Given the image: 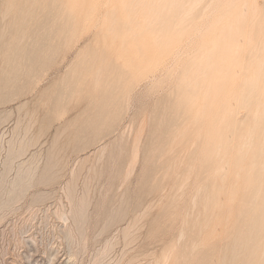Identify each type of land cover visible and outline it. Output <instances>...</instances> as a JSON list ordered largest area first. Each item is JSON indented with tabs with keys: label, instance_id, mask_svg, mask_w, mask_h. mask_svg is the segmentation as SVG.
Returning <instances> with one entry per match:
<instances>
[{
	"label": "rangeland",
	"instance_id": "374dc122",
	"mask_svg": "<svg viewBox=\"0 0 264 264\" xmlns=\"http://www.w3.org/2000/svg\"><path fill=\"white\" fill-rule=\"evenodd\" d=\"M5 1L7 0H0V264H130L128 262L132 259V264H164L162 260L170 256L171 260L176 259V262L179 257L177 264H219V262L229 264V257L234 251L240 249L238 235L244 231L248 233L251 228L255 231L252 234L255 239L251 240L247 246L248 249L244 251L240 249V251L243 262L256 260L261 252L260 245L264 243V227L248 225V220L253 213L246 210L245 203L251 195L249 191L247 192V187L264 183L262 173L257 178L251 174V171L248 174L255 160L254 155L257 153L259 155V149L256 147L261 141L241 147V143L245 140L239 136L240 132L237 134L238 137L235 135L237 128L240 127L243 136L247 132L246 129H249L245 126L249 127L248 124L250 125L251 122L250 118L247 119L248 121L244 118L246 107L239 101L237 103V100L231 99L229 100L233 102L231 105H237L232 106V109L237 110H234V114L240 115L236 117L242 125L237 123L236 131L231 133L232 136L229 134L230 139L227 138L232 139L230 142H233L232 144L227 142L230 143L228 145L231 154L225 157L230 159L226 158L228 161H224L225 157L219 156L218 164H220L217 165L215 161L216 163L213 162L210 165V167L214 166L216 173L212 167L204 168L208 154L217 144L215 142L218 139L221 142L220 138L211 141L213 139L211 137L216 133V129L213 132L212 125L215 126L217 119H220L216 123L219 124L222 114L218 109L212 111L211 115H208L209 119L215 112L216 116L217 113L218 116L221 114V118L211 117L215 119L213 123L214 120H209L208 116L202 113L204 111L202 108H205L203 105L207 104H203L202 101L208 102L204 97V91L198 92L199 95L191 94L190 90L187 91L186 77L189 76L187 72L196 70L194 67L199 63L198 60H201V52L203 51L204 54L209 41L220 35L222 29L219 30V28L225 25L230 12L234 11L233 6L227 13L220 10V7L226 6L229 0H222L223 2L217 0L220 1V7L217 6L216 0H209L211 9L207 6L210 9L208 12H206L207 7L204 6L207 1L203 2L204 12L208 14H204V18L201 16L203 20L199 15L200 13L203 15L204 12L198 11L200 7L203 10L200 6L203 0L198 2V10L194 7L193 11L196 14L192 13L193 24L190 23L191 21L188 22L189 18L185 22L177 21L178 30L174 27L170 32L174 41L173 47L163 52L164 58L157 66L151 67H148V63L154 53L153 47L141 46V43L135 42L136 40H133L131 45L130 38H125L123 32L118 33L121 26L119 23L122 22L120 17L126 13L122 11V0H12L15 1L13 13L3 16L1 8ZM253 1L264 10V6H261L264 5L263 0ZM48 3L52 10L49 9ZM250 3L251 5L244 6L245 8L240 4L242 13H245L243 15L245 19L242 20L238 29L239 33L233 34L236 37L239 36L236 38L232 35L231 40V37L225 40L232 42L230 46L232 49L229 47L226 50L227 54H225L226 51H222L225 57L220 62L227 63L228 67L224 70V75L216 77L223 80L225 74L229 73L232 76L226 77L228 79L231 77L232 81L236 80L235 86L238 91L240 90L238 85L242 84V80L251 77L250 74L254 69L258 71V68L253 67L251 72L250 69L245 70L247 72L245 73L244 65L254 61L251 57V59L247 58L250 63H246L244 59L248 52L246 54L245 52L249 47H251L249 51L252 50L253 44L260 43L258 48L264 45V40H259L264 34L259 33V36L257 34L259 37H256L257 39L253 36L259 31L257 27L262 24L260 22L262 17L264 20V11L261 10L262 17L258 16L260 19L257 20L261 24L256 23L257 21L252 20V15L248 11L252 12L250 6L253 2ZM206 4L208 5V2ZM217 7L219 9L213 10ZM242 7L246 11L243 12ZM47 8L50 13H47ZM109 8L110 11H108ZM113 9H116L114 10L116 15ZM211 10L214 12L212 13ZM218 10L219 14H216ZM110 12L115 15L114 18L118 20L119 26L114 25L117 22H113L114 18ZM222 14L225 16H221ZM246 14L251 18L247 19ZM249 20H252L251 23ZM256 24H258L257 27ZM179 25L182 28H179ZM191 25L193 27H190ZM246 26H248L247 29ZM252 26L257 28L254 34L255 29ZM114 27L117 29L115 32H113ZM102 28L106 30L102 32ZM188 28L191 29L188 30ZM193 28L195 30L192 31ZM249 32L250 37L258 40L253 43L254 40L251 37L249 43L253 46L248 43L250 38L246 33ZM110 34L114 35L112 36L115 40H112ZM242 35L247 37V41L246 37L244 38L245 43L244 39L240 40ZM196 37L199 40L197 39L195 43ZM125 40L132 49L130 45H127L129 48L126 45L121 48L122 41ZM238 41L244 43V46H240ZM261 41H263L262 46ZM246 42L248 45L245 46ZM234 43L235 46H239L235 48ZM153 45L156 46V44ZM192 46L194 49L191 48ZM232 50L235 52H231ZM260 53H263L262 57L258 55ZM234 54L237 57L240 56V59ZM249 54L252 53L249 52L248 57ZM258 54L262 58L261 61H264V50ZM216 58L217 56L214 62L217 61ZM165 62L167 63L164 64ZM258 62L255 61L254 64ZM235 66L237 69L240 67V70L238 71ZM227 68H232L230 69L232 72ZM233 70L237 73L234 74ZM177 71L181 74L178 75ZM232 73L238 74L235 80L232 78ZM150 75L154 76L150 77ZM211 77L209 80H212ZM189 78L190 76L188 80ZM223 86L220 87L225 88L226 85ZM196 104L200 107L196 108ZM247 112L249 116L250 113ZM196 116H199L198 119ZM185 118H187L186 122L191 121V124L187 122L188 126L185 128L188 129V133L186 137L179 139L183 129L181 121ZM196 121L198 126H195ZM201 121H206V124L203 123L205 127L203 124L200 125ZM208 121H210L209 125ZM172 122L174 124H171ZM175 124L178 125L176 128H180L181 133L174 128ZM199 126L204 130L195 131ZM174 132L175 135L179 133L177 138L180 144L176 142L177 135L174 136ZM196 132L200 134V138ZM196 136L201 141H198ZM192 137L194 141H190ZM183 138L188 139L191 145L188 142V146ZM235 138L241 141L237 143L238 139L235 140ZM173 141L176 143V148L180 150L175 148V144L171 145ZM202 146L203 149L206 147V150H203ZM169 147L172 148L173 153L170 152L172 150ZM136 148H138L137 151ZM241 149L249 151L245 154L246 157L242 158L243 161L239 160ZM17 151H20L19 154ZM193 153L196 160L195 157H191ZM220 158L223 159V167L226 164V169L221 168ZM211 169L214 174L211 173L218 177H215V180L209 173ZM209 175L211 179L213 178L209 179L214 185H211L210 180L207 179ZM235 175L238 177H236L238 183ZM20 177L25 181L16 187L15 180H19ZM206 181L209 182L206 184ZM203 186H205L204 189L206 186L211 188V192L213 191L216 195L208 191V195H213L209 197L206 194L208 188L205 191L202 189ZM234 193L236 195L233 201L230 197L232 199L231 194ZM216 196L217 199L213 200ZM207 198H210V202ZM210 205L212 208L209 209ZM80 206L85 209V217L81 220L74 215V213L78 214ZM205 206L208 208L206 209ZM218 206L221 208L219 209ZM204 208V211H208L207 214L203 211ZM191 210L193 213L196 212L194 216H197L196 218H192L193 215L187 217V220L189 218L188 221L191 222L188 227H191V230L193 228L192 237L187 235L188 239H186L184 236L185 240L182 238V241L180 237V229L184 225L181 224L184 219L182 216L186 218L188 212L191 215ZM197 212L201 213V219ZM248 212L251 214L248 215ZM208 214H213L216 221L219 219L216 233L213 232L216 221L215 219L208 221L206 217L209 216ZM245 214L246 216H243ZM229 215L231 218L228 217ZM224 222H226L225 226H229L223 229ZM191 224L194 227L198 225L199 228L196 227V230L198 228L197 231L200 234L196 233ZM193 234L196 236L198 234V239ZM202 235L207 236V239H202ZM210 238L211 241H209ZM205 240L208 241L205 242ZM190 243L194 248L189 246ZM227 244L230 247H227ZM172 247L173 250H171ZM231 247L235 250L233 251ZM168 250L170 253L173 251V254L169 255ZM175 256L178 257L174 258ZM223 259L226 260L223 261ZM171 260L169 258L170 263L166 262V264H176Z\"/></svg>",
	"mask_w": 264,
	"mask_h": 264
},
{
	"label": "bare ground",
	"instance_id": "6f19581e",
	"mask_svg": "<svg viewBox=\"0 0 264 264\" xmlns=\"http://www.w3.org/2000/svg\"><path fill=\"white\" fill-rule=\"evenodd\" d=\"M52 1V0H51ZM200 1H202V0H122L121 2L123 3V4H121V7H123V9H122V11H125L126 13L125 14H123L122 15V17H120L121 18V20H122V22H117L118 20L116 19V18H114V16L116 15V9H113V11L115 12V15L113 14V13H111L112 15H113V18L114 19H112L113 20V22L115 23V22H117V23H115L114 25H117V26H119V25H121L120 26V30L118 29V33L119 32H123V35L125 36V38L126 37H128V38H130L131 39V45H132V42H133V40L135 41V42H139V43H141V46H147V47H149L150 45V48H152L153 47V49H152V51L154 52L153 53V55H152V58L150 59V61H149V63H148V67H151V66H154V65H158L161 61H162V58H164V54H163V52L164 51H166V50H169V49H171L172 47H173V45H174V41L172 40V38H171V36H170V32L172 31V29L175 27V30H178L176 27H177V21H184L185 22V20H187L188 18V22H190L191 24H193V22H192V19H194V18H192L194 15H192V13L194 14H196V12H193L194 11V7L196 8L195 10H198V7L199 6H197L198 5V2H200ZM205 1H207L208 2V5L206 4L207 2H205ZM211 1V0H210ZM213 1V0H212ZM217 1V0H216ZM221 2H223L222 0H220ZM220 1L218 2V5L217 6H219V4H220ZM226 1V0H225ZM250 0H229V2L226 4V6H222V7H220V10L221 11H224V13L226 12H228L229 11V9H230V7H234L233 8V12H230V14H229V16L230 17H228L227 19H226V23H225V25L222 27L221 25V27L222 28H219V30L220 29H222L220 32V35L217 37V36H215V37H213L210 41H209V45H208V47H206L205 48V52H204V54H203V51L201 52L202 53V57L200 56L201 54H199V56L201 57V60L199 59L200 57H198V61H199V63H197V65H196V67H194V69L196 68V70H194L193 72H187L186 73V71H185V77H186V74H187V76L189 75L190 76V78H189V80H188V77H186L187 79V81H188V85H187V87H188V89H187V91H191V94L193 93H198V92H203L204 94H205V99L208 101V102H204V101H202L203 102V104L204 103H207V104H204L203 105V107H205V108H202L204 111L202 112L206 117L209 115H211L210 113L212 112V111H214V110H219L220 111V113L222 114V116H221V114H220V116L222 117H220V116H218L219 114L217 113V116H216V112H215V114H213L214 116H211V117H215V119L216 118H221V121L219 122V124H216L217 123V121L218 120H220V119H217V121H216V123H215V126H214V124L212 125V129H213V132H214V130L216 129V133H214L213 134V137H211V138H213L211 141H213L214 139H217V138H220L221 140V142H219V139H218V141H216L215 143H217L216 145H214V148H213V150L211 151V150H209V151H211L209 154H208V156H207V158H206V160H205V162L206 163H204V164H206L205 165V167L204 168H206V166H207V168L208 167H210V165L213 163V162H217V165H219L218 164V160H219V156H221V157H225V156H230V149H229V145L228 144H230L231 142V140H228V139H230V138H228V137H230V135L232 136V132L233 131H236V128H237V123H239V121H237V118L238 117H236V116H240V115H235L234 113V110L232 109V106L233 105H231L232 103L231 102H229V100H233V99H235V100H237V103H239L240 102V104L242 105V106H244V107H246V109H247V111H249V113H250V115L248 116L247 115V111H246V114H244V118H246V121H248L247 119L248 118H250L249 120H250V125L248 124V122H244V123H247L248 124V126L249 127H247V125L245 126L246 128H249L248 130L246 129V131L247 132H245L244 133V135L242 136V134H243V132L242 131H240V127H239V129L237 128V133L235 134L237 137H238V132H242L241 133V135H240V133H239V136H241V139L243 138L244 140H245V142H243V143H241L242 144V146L241 147H244V146H247V145H250V144H252V142H256V141H261V143H260V145H258V146H260L259 148H257L256 147V149H259V155H258V153L257 154H255L254 155V158H255V160L254 159H252V160H254V163H252V164H250V166L252 165V167H251V170H249V172H248V174L250 173V171H251V174H253V176H256V178L257 177H259V176H261V175H259L260 173H262L263 174V176L262 177H264V61H261V59L262 58H260L258 55H261V54H263V53H260V54H258L259 52H263V50H264V48H262L263 46H262V43H263V41H261V48H258V45H260V43L258 44V45H256V44H253V43H256L257 41H256V39L257 38H259L258 36H259V33L261 34H264V20H263V17L262 16H260L261 15V13H262V11H264V10H262V8H260V6H258L253 0L252 1H250V2H253L252 3V6H250L251 8H252V12H250V10H248L249 11V13H251V15H252V20H254V21H257V20H259L261 17V20H260V22H262V24L259 22V21H257L256 23H258L259 22V24H261V25H258V24H256V27H257V25H258V30L259 31H257L256 29V27L255 26H252V28L254 27V32H253V29L251 30L252 32H253V34L257 31L258 33H255L256 35H253L256 39L254 40L253 39V37H252V39L255 41H253V45H254V48L252 49V50H250L249 51V49H251V47H249V49H247V51L245 52V54L248 52H250V53H252V54H254V55H252V54H249L250 56V58L247 56L248 55V53H247V55L245 56V58L246 59H244L245 61H246V63L248 62V63H250V61H248V59H251V57H252V61L253 62H251V64H248V65H244V67H243V69H244V71L245 70H250L251 68H253V67H255L256 69L258 68V71L256 70L255 71V69H254V71H252V69L250 70V72L252 71V73L250 74L251 75V77L249 78H247V79H243L242 80V84L241 85H238V86H240V90L238 91V88L235 86L236 85V80H235V77H237V75H234V74H236L239 70H240V67H238V69L236 68V66H235V68L238 70H235V68H234V70L235 71H237V72H235L234 70V74H233V77L232 78H234V80L235 81H232V79L230 80V78L231 77H229V79L226 77V76H232V75H230L229 73H227V75L225 74V77H226V79H225V77L223 78V80H221V79H216V77L217 76H222V75H224V70H226V67H228L227 66V63H224L223 61V63L224 64H222L220 61L221 60H224V53H222V51H226L231 45H232V42L231 41H225V40H228L227 38H229V37H231L234 33H237L238 32V29L240 28V25L242 24V20L243 19H245L244 18V14L245 13H242V10H241V5L244 7V6H248V5H251V3L249 2ZM262 1V0H261ZM13 2H15V1H12V0H7V1H5V4L3 5V7L1 8V14L3 15V16H8V15H11L12 13H13V11H14V3ZM114 2V1H113ZM119 2V1H118ZM203 2H205V4H204V6H209L210 5V3H209V0H203L201 3V5L200 6H202V8L204 7L203 6ZM215 2V1H214ZM49 3L51 4V2L49 1ZM48 3V6L50 7H48L49 9H51V6H50V4ZM250 3V4H249ZM88 4V3H87ZM107 4V3H106ZM111 4H114V3H111ZM119 4V5H120ZM213 5H215L214 3H212ZM211 4V5H212ZM224 4V3H223ZM241 4V5H240ZM263 4H264V0H263ZM100 5V4H99ZM117 5V4H116ZM221 5V4H220ZM112 6V5H111ZM111 6H110V8H111ZM261 6H264V5H261ZM56 7V6H55ZM115 7H117V6H115ZM119 7V6H118ZM121 7H119V8H121ZM211 6H209V8H210ZM215 7V6H214ZM219 7H217L216 9H213V10H217V9H219ZM242 7V8H243ZM48 8H47V13H50V12H48ZM57 8V7H56ZM110 8H109V10L108 11H110ZM113 8H114V6H113ZM208 7L206 8V12H208V9H209ZM245 8V7H244ZM243 8V12H244V9ZM53 9V8H52ZM51 9V10H52ZM105 9V8H104ZM200 10H198L199 12H201V11H203L204 12V8H203V10L201 9V7L199 8ZM211 9V8H210ZM209 9V10H210ZM247 9H249V7L247 8ZM264 9V8H263ZM55 10H57V9H55ZM54 10V11H55ZM106 10V9H105ZM112 10V9H111ZM262 10V11H261ZM112 11V12H113ZM120 11H121V9H120ZM122 11H121V13H122ZM232 11V10H231ZM246 11V10H245ZM247 11V12H248ZM261 11V12H260ZM202 12V13H203ZM210 12V11H209ZM211 12L213 13L214 11H212L211 10ZM216 12H218V13H216V14H219V10L218 11H216ZM52 13H53V11H52ZM54 13H56V12H54ZM121 13H120V15H121ZM222 12H220V14H221ZM264 13V12H263ZM89 14V13H88ZM204 14H206L205 12L203 13V15H201V13H200V15H199V17H205V15ZM248 14V13H247ZM246 14V15H247ZM26 15V14H25ZM53 15V14H52ZM55 15V14H54ZM192 15V16H191ZM206 15H208V14H206ZM213 15V14H212ZM225 16V14H222L221 16ZM264 15V14H263ZM45 16V15H44ZM87 16V15H86ZM198 16V15H197ZM220 16V17H221ZM223 16V17H224ZM248 16V15H247ZM260 18H259V17ZM57 17V16H56ZM55 17V18H56ZM201 17V18H202ZM203 17V18H204ZM213 17V16H212ZM212 17H211V19H212ZM215 17H217V16H214L213 18H215ZM219 17V16H218ZM222 17V18H223ZM251 18V16H248V18L247 19H250ZM181 18V20H179ZM203 18H202V20H203ZM257 18V19H256ZM45 19V21H46V18H44ZM106 19V18H105ZM108 19V21H109V17L107 18ZM111 19V18H110ZM191 19V20H190ZM247 19H246V22H247ZM197 20H199V22H200V18H198ZM196 20V21H197ZM206 20V19H205ZM216 20H218V19H216ZM251 20V21H252ZM3 21V20H2ZM76 21H77V19H76ZM93 21H94V19H93ZM107 21V22H108ZM211 21V20H210ZM250 21V20H249ZM251 21H250V23H251ZM253 21V22H254ZM187 22V21H186ZM225 22V21H224ZM245 22V21H244ZM92 23V22H91ZM118 23H119V25H118ZM189 23V24H190ZM197 23H198V21H197ZM202 23V22H201ZM217 22H215V24H216ZM249 22H248V24H250ZM93 24V23H92ZM105 24V23H104ZM108 24V23H107ZM195 25H196V22L194 23ZM204 24H205V22H204ZM219 24V23H218ZM254 24H255V22H254ZM110 25H112L111 24V21H110ZM109 25V26H110ZM113 25V26H114ZM207 25V24H206ZM243 25H245V24H243ZM253 25V24H252ZM82 26H84L83 24H82ZM180 26V27H179ZM178 27L179 28H182L181 27V25H179ZM189 26V25H188ZM207 26H209V25H207ZM206 26V27H207ZM47 27H49V26H47ZM90 27H91V25H90ZM105 27V26H104ZM108 27V26H107ZM186 27V25L184 26V30L186 29L185 28ZM190 27H193L192 25L190 26ZM244 27V26H243ZM247 27L248 26H246V29H247ZM249 27H251V25H249ZM119 28V27H118ZM203 28V27H202ZM245 28V27H244ZM105 30H106V28H104ZM103 28H102V32H104L103 30H104ZM191 29V28H190ZM189 28H188V30H190ZM211 29V28H210ZM250 29V28H249ZM248 29V30H249ZM113 32H115V31H117V29L114 27L113 28ZM187 30V31H188ZM193 30H195V28H193L192 29V31ZM198 30V29H197ZM196 30V31H197ZM204 30H206V28L204 29ZM216 30V29H215ZM219 30L217 31V32H219ZM248 30H246V32H248ZM88 31V30H87ZM250 31V32H251ZM111 32H112V29H111ZM186 32V31H185ZM198 32V31H197ZM243 32H244V30H243ZM243 32H241L242 34H243ZM250 32L249 33H246V35L248 34L249 35V38L250 39H248V43H249V41H251V37H250ZM91 33H92V31H91ZM106 33L108 34V32L106 31ZM183 33V31L181 32V34ZM187 33V32H186ZM239 33V32H238ZM245 33V32H244ZM87 34V33H86ZM85 34V35H86ZM115 34V33H114ZM180 34V33H179ZM257 34H258V36H257ZM261 34V35H262ZM84 35V34H83ZM111 35V34H110ZM110 35H109V37H110ZM113 35V34H112ZM111 35V36H112ZM115 35H117V34H115ZM246 35H245V37H246ZM247 35V36H248ZM92 36V35H91ZM108 36V35H107ZM114 36V35H113ZM112 36V40L114 39V37ZM192 36V35H191ZM233 36H235L236 37V35H233ZM239 36V35H238ZM237 36V37H238ZM244 35H242V38H240V40L242 41L245 37H243ZM104 37V36H103ZM108 37V38H109ZM187 37L189 38V36L187 35ZM236 37V38H237ZM128 38H127V40H128ZM195 38V37H194ZM117 40H118V37L116 38ZM179 39H181V38H179ZM199 40V38H197L196 37V39L194 40L195 41V43H196V40ZM209 39V38H208ZM232 39V37L230 38V40ZM239 39V38H238ZM90 40V39H89ZM88 40V41H89ZM115 40V39H114ZM188 40V39H187ZM201 40V39H200ZM234 40V39H233ZM239 40V41H240ZM259 40H264V35L263 36H260V38H259ZM102 41V40H101ZM186 41V40H185ZM189 41H191V40H189ZM236 41V40H235ZM238 41V43L239 44H241L240 46H242L244 43H245V39H244V43L242 44V43H240ZM246 41H247V37H246ZM224 42H226V43H224ZM237 42V41H236ZM194 43V42H193ZM222 43H224V44H222ZM247 43V42H246ZM248 43L247 44H245V46L246 45H248ZM107 44V43H106ZM130 44H128V42H126V40L123 42L122 41V46H121V48L123 47V46H127V45H130ZM153 44H156V46H154ZM191 44V43H190ZM198 44H199V42H198ZM202 44V43H201ZM250 44V46H253V45H251V43H249ZM115 45H116V41H115ZM118 45V44H117ZM130 45V46H131ZM185 45V44H184ZM234 45V47L235 48H237L238 46H235V43L233 44ZM257 47H256V46ZM119 46V45H118ZM134 46V45H133ZM244 46V45H243ZM242 46V47H243ZM128 48H129V46H127ZM198 47H199V45H198ZM256 47V48H255ZM120 48V49H121ZM181 48V47H180ZM186 48V47H185ZM191 48H193V46L191 47ZM197 48V47H196ZM231 49H232V47H230ZM234 48V49H235ZM247 48H248V46H247ZM131 49H132V46H131ZM184 49V48H183ZM182 49V50H183ZM194 49V48H193ZM239 49V48H238ZM185 50V49H184ZM192 50V49H191ZM191 50H190V52H191ZM202 50H204V49H202ZM245 50H246V48H245ZM186 51V50H185ZM194 51V50H193ZM200 51V50H199ZM236 51L238 52V50L236 49ZM155 52H156V54H155ZM172 52V51H171ZM184 52V51H183ZM195 52V51H194ZM227 52L228 51H226L225 52V54H227ZM231 52H235V51H231ZM242 52H244L243 50H242ZM176 53V52H175ZM189 53V52H188ZM239 53V52H238ZM180 54V53H179ZM178 54V55H179ZM196 54V53H195ZM222 54H223V56H222ZM231 53H229V55H230ZM241 54H243V53H241ZM258 54V55H257ZM190 55H191V53H190ZM229 55H227V58L229 59L230 57H229ZM232 55H233V53H232ZM231 55V56H232ZM235 55V54H234ZM240 55V54H239ZM170 56V55H169ZM180 56V55H179ZM198 56V55H197ZM217 56V61L216 62H214L213 60L215 59V57ZM244 56V55H243ZM263 55H261V57H262ZM77 57V56H76ZM181 57V56H180ZM183 57V56H182ZM235 57H237L236 55H235ZM239 57V59H240V56H238ZM237 57V58H238ZM242 57V56H241ZM226 58V59H227ZM233 58H234V56H233ZM243 58V57H242ZM241 58V59H242ZM248 58V59H247ZM225 59V60H226ZM236 59V58H235ZM196 60V59H195ZM233 59H231V61H232ZM258 60H259V62H258ZM263 60H264V58H263ZM178 61H179V59H178ZM198 61H196V62H198ZM228 61V60H227ZM245 61H244V63H245ZM255 61H257L258 63H256V64H254L255 63ZM170 62V61H169ZM173 62V61H172ZM196 62H195V64H196ZM167 62H165L164 64H166ZM193 63V62H192ZM242 63V62H241ZM245 63V64H246ZM226 64V65H225ZM235 64V63H234ZM189 65V64H188ZM231 65H233L232 63H231ZM189 66H191V65H189ZM234 66V65H233ZM240 66V65H239ZM162 67V66H161ZM191 69V67L189 68V70ZM228 70H230V69H232V68H227ZM163 70V69H162ZM185 70V69H184ZM187 70V69H186ZM180 71V70H179ZM191 71V70H190ZM158 72V71H157ZM161 72V71H160ZM227 72H229V71H227ZM230 72H232L231 70H230ZM249 72V73H250ZM162 73V72H161ZM177 73H178V71H177ZM245 73H247L246 71H245ZM249 73L247 74V76L249 75ZM170 74V73H169ZM179 74H181V73H178V75ZM160 75V74H159ZM211 75H213L212 77H211ZM245 75V74H244ZM154 75H150V77H153ZM156 76V75H155ZM246 76V75H245ZM177 77H179V76H177ZM209 77H211L212 78V80H209ZM171 78V77H170ZM210 78V79H211ZM241 78V77H240ZM245 78V77H244ZM178 79V78H177ZM238 79H239V77H238ZM238 81H240V80H238ZM185 82V81H184ZM240 83V82H239ZM223 85H228V88H226V86H225V88H223L224 86ZM220 86H223V87H220ZM182 89V88H181ZM198 95H199V93H198ZM202 97V96H201ZM199 98H200V96H199ZM198 98V99H199ZM200 100H201V98H200ZM234 100V101H235ZM199 101V100H198ZM239 101V102H238ZM198 103V102H197ZM236 103V102H235ZM197 106H196V108H198V106H199V104H196ZM236 104H234V106H235ZM233 106V107H234ZM237 106V105H236ZM200 107V106H199ZM174 108V107H173ZM200 109V108H199ZM236 109H238L237 107H236ZM243 109V108H242ZM241 109V110H242ZM196 110V109H195ZM240 110V109H239ZM244 111H245V109H243ZM175 111V110H174ZM181 111V110H180ZM235 111H237V110H235ZM198 113V112H197ZM201 113V114H202ZM199 114V113H198ZM202 114V115H203ZM203 115V116H204ZM246 115V116H245ZM202 116V117H203ZM209 116L207 117L208 119H209ZM242 116V115H241ZM248 116V117H247ZM162 117V116H161ZM179 117V116H178ZM197 117V119H198V117L199 116H196ZM206 117L204 118V119H206ZM211 117H210V119L209 120H214L213 121V123L215 122V119H211ZM175 118V117H174ZM196 119V120H197ZM207 119V120H208ZM186 120H187V118H185L184 119V121H181V122H183L182 123V125H183V129H182V133H181V130H179V129H177L178 127V125H176L174 128L175 129H177V130H179V132L182 134H179V139L181 138V137H186V134L188 133V129L187 128H185V126L187 127L188 125H186V124H188L187 122H189V121H187L186 122ZM206 120V121H207ZM203 121V120H202ZM201 121V123H200V125H202L203 123L204 124H206L205 122L206 121H204V122H202ZM190 124H191V121L189 122ZM194 123V122H193ZM241 123V124H240ZM239 124L240 125H242V122H240ZM171 124H174L173 122L171 123ZM180 124V123H179ZM203 124V125H204ZM210 124V121H208V125ZM195 125V124H194ZM207 125V126H208ZM216 125H217V127H218V125H220V127H216ZM244 125V124H243ZM181 126V125H180ZM179 126V127H180ZM193 126V125H192ZM195 126H198L197 125V121H196V125ZM214 126V127H213ZM177 127V128H176ZM189 127H190V125H189ZM204 127H205V125H204ZM191 128V127H190ZM194 129H195V127H193ZM197 128H199V129H197ZM196 129H195V131L196 130H204V128H200V126L199 127H197ZM207 128V127H206ZM207 129H209V128H207ZM211 129V130H212ZM243 128H241V130H242ZM176 130V131H177ZM192 130V129H191ZM194 131V130H193ZM192 131V132H193ZM178 132V131H177ZM199 133L200 132H202V131H198ZM195 133V132H194ZM197 133V132H196ZM199 133H197L198 134V138H200L201 136H200V134ZM232 133V134H231ZM235 133V132H234ZM178 134H176L175 135V132H174V136H176V139H177V141H176V139H175V141L176 142H179V140H178ZM191 134V133H190ZM230 134V135H229ZM195 136V135H194ZM204 137V136H203ZM197 140H198V138H197V136L195 137ZM207 138V137H206ZM228 138V139H227ZM240 138V137H239ZM120 139V138H119ZM238 138H235V140H237ZM241 139L239 140L238 139V141H236L237 143L239 142V141H241ZM242 139V140H243ZM174 140V139H173ZM202 140H203V138H202ZM210 140V139H209ZM175 141H173L174 143H171V145H174L175 144V148H176V143H175ZM183 141H187L186 143L188 144V146H189V140L188 139H184L183 138ZM190 141H194L193 140V137L190 139ZM198 141H201V140H198ZM205 141V140H204ZM215 141V140H214ZM23 142V141H22ZM189 142V143H188ZM208 142V141H207ZM227 142H230V143H227ZM236 142L234 143V146H235V144H236ZM258 142V143H259ZM10 143V142H9ZM202 143V142H201ZM233 143V142H232ZM231 143V144H232ZM239 143V144H240ZM13 144V143H12ZM179 144H180V142H179ZM182 144V143H181ZM184 145H185V142L183 143ZM200 144V143H199ZM205 144H206V142H205ZM212 144V143H211ZM210 144V145H211ZM240 144V145H241ZM256 144V143H255ZM184 145H182V146H184ZM190 145H191V143H190ZM238 145V144H237ZM236 145V146H237ZM136 146V145H135ZM177 146H179V145H177ZM181 146V145H180ZM187 146V147H188ZM198 146V145H197ZM230 146H232V145H230ZM12 147V146H11ZM137 147V146H136ZM172 147V146H171ZM187 147H185V148H187ZM170 148V147H169ZM184 148V149H185ZM231 149H232V147H230ZM234 148H236V147H234ZM14 149V148H13ZM18 149V148H17ZM135 149V148H134ZM137 149L138 148H136V151H137ZM171 150H172V148H170ZM176 149H179V148H176ZM175 149V150H176ZM201 149V148H200ZM202 149H203V146H202ZM208 149H209V147H208ZM212 149V148H211ZM245 149H246V147H245ZM252 149H254V148H252ZM21 150V149H20ZM165 149H163V151H164ZM180 150V149H179ZM203 150H206V147H204V149ZM239 150V149H238ZM12 151V150H11ZM135 151V150H134ZM135 151V152H136ZM168 151V150H167ZM167 151H166V153H167ZM182 151V150H181ZM193 151H196L197 152V150H193ZM229 151V152H228ZM248 151V150H247ZM247 151H243L242 149L240 150V158H239V160H241V161H243L242 160V158L243 157H246L245 156V154H247ZM255 151V150H254ZM18 152V151H17ZM20 152V151H19ZM19 152L17 153V154H19ZM171 153H173V150L172 151H170ZM178 152V151H177ZM245 152V153H244ZM249 152V151H248ZM15 153H16V151H15ZM166 153L164 152V154L166 155ZM192 153V152H191ZM195 153V152H194ZM194 153L193 154H191L192 156L191 157H195V160H196V156L194 155ZM228 153H229V155H228ZM12 154H13V152H12ZM135 154V156H137L136 155V153H134ZM159 154H161V153H159ZM169 154V153H168ZM196 154V153H195ZM199 154V153H198ZM205 154H206V152H205ZM21 155V154H20ZM162 155V154H161ZM165 155H163V157L165 156ZM194 155V156H193ZM168 156V155H167ZM162 157V156H161ZM168 157H170V156H168ZM137 157H135V159H136ZM227 157H225V159H226ZM229 158V157H228ZM227 158V159H228ZM177 159V158H176ZM191 159V158H190ZM224 160V161H228V160ZM230 159V158H229ZM245 159V158H244ZM192 160H194V158L192 159ZM220 160H221V158H220ZM223 160V159H222ZM222 160L221 161H219V162H222ZM175 161V160H174ZM215 162V163H216ZM240 162V161H239ZM214 163V164H215ZM223 163L224 162H222L221 163V168L223 167ZM190 164V163H189ZM201 164V163H200ZM240 164V163H239ZM228 165V164H227ZM224 166L226 167V164H224ZM187 167H189V166H187ZM212 167V166H211ZM210 167V168H211ZM214 167V166H213ZM212 167V168H213ZM215 167H217V166H215ZM225 167H223V168H225ZM189 168H191V167H189ZM215 168H213V170H214ZM217 169V168H216ZM226 169V168H225ZM191 170V169H190ZM222 170V169H221ZM207 171H208V169H207ZM216 170H214V173H216L215 172ZM226 171V170H225ZM247 171V170H246ZM21 172V171H20ZM24 172L25 173H27V171H25L24 170ZM23 172V173H24ZM28 172H29V170H28ZM212 172V169H211V171L209 172L210 174H212L211 173ZM33 173V172H32ZM213 173V174H214ZM218 173V175H220L219 174V172H217ZM30 174V173H29ZM212 174V175H213ZM247 174V173H246ZM248 174H247V176L246 177H248ZM250 174V175H251ZM252 176V175H251ZM252 176V177H253ZM23 177V176H22ZM22 177H20L19 178V180H15V182H13V183H15V186L17 187V186H20L21 185V183L23 182L24 183V181L25 180H23V178ZM211 176L209 175L208 176V178L207 179H209ZM213 178H214V180H215V177H217V176H212ZM237 177V175H235V178ZM25 178H26V176H25ZM212 178V179H213ZM218 178V177H217ZM238 178V177H237ZM236 178V180H237V183L239 182L238 181V179ZM255 178V179H256ZM211 179V178H210ZM209 179V180H210ZM211 179V180H212ZM254 179V178H253ZM260 179V178H259ZM258 179V180H259ZM263 179V178H262ZM31 180V179H30ZM188 180V179H187ZM211 180H210V183H211ZM217 180V179H216ZM235 180V181H236ZM219 181H221V180H219ZM186 182H188V181H186ZM207 182H209V181H206V184H207ZM222 182V181H221ZM213 183V182H212ZM211 183V185H214V184H212ZM236 183V182H235ZM27 184V183H26ZM200 184V183H199ZM222 184V183H221ZM245 184V183H244ZM256 184H258V182L256 183ZM208 186V185H207ZM206 186V188L204 189V187L205 186H203V188L202 189H204L205 191H206V189H207V191H206V194L208 193V191L210 192V193H212L211 192V188L209 189V187H210V185H209V187H207ZM222 186V185H221ZM233 186V185H232ZM236 186V185H235ZM216 187V186H215ZM251 186H249V187H247L248 189H246L247 190V192L249 191V194H251V195H249V200H248V202H246L245 203V208H246V210H249V211H251L252 213H253V215H251L250 216V218H249V220H248V225H251V227L252 226H254V227H264V183H261V184H259V185H256V186H254V187H251ZM186 188V187H185ZM239 188V187H238ZM251 189V190H250ZM203 190V191H204ZM214 190V189H213ZM230 190V189H229ZM233 190V189H232ZM236 190V189H235ZM14 191V190H13ZM174 191V190H173ZM222 191V190H221ZM197 192V191H196ZM216 192V191H215ZM10 193V192H9ZM8 193V194H9ZM11 193H13L14 194V192H11ZM163 193V192H162ZM214 193V192H213ZM230 193V192H229ZM232 193V192H231ZM12 194V195H13ZM215 194V193H214ZM217 194H219L218 192H217ZM183 195V194H182ZM196 195V194H195ZM208 195V194H207ZM216 195V194H215ZM231 195H233V198L231 199V197H230V200H233L234 201V195H236L235 193L234 194H231ZM15 196V195H14ZM19 196V195H18ZM17 196V197H18ZM209 197H213V195H208ZM222 196V195H221ZM227 196H228V194H227ZM8 197H9V195H8ZM74 197V196H73ZM219 197V196H218ZM246 197V196H245ZM16 198V197H15ZM14 198V199H15ZM72 198V197H71ZM180 198V197H179ZM13 199V200H14ZM37 199V198H36ZM194 199V198H193ZM208 199V198H207ZM210 199V198H209ZM209 199H208V201H209ZM214 199H217V196H216V198H213V200ZM219 199V198H218ZM9 200H10V198H9ZM229 200V199H228ZM229 200V201H230ZM207 201V202H208ZM240 201V200H239ZM244 201H247V200H244ZM10 202V201H9ZM175 202V201H174ZM207 202H205L207 205H209ZM210 202V201H209ZM212 202V201H211ZM216 202V201H215ZM214 202V203H215ZM86 203V202H85ZM235 203V202H234ZM237 203H239V202H237ZM237 203H236V205H237ZM6 204V203H5ZM7 204H9V203H7ZM6 204V205H7ZM219 205H220V203H218ZM227 204V203H226ZM1 205V204H0ZM3 205V204H2ZM83 205H84V203H83ZM87 205V204H86ZM211 205H212V203H211ZM210 205V207H209V209L210 208H212V206ZM215 205V204H214ZM10 206V205H9ZM193 206H195V205H193ZM216 206V205H215ZM221 206V205H220ZM81 207V206H80ZM80 207H78V208H80ZM206 207V209L208 208L207 206H205ZM219 207V206H218ZM86 208V207H85ZM221 207H219V209H220ZM87 209V208H86ZM240 209V208H239ZM205 210V208L203 209V211ZM235 210H238V209H235ZM189 211V210H188ZM211 212H212V210H210ZM214 211V210H213ZM187 212V211H186ZM191 212H192V210H191ZM195 212V211H194ZM206 214L208 213V211H204ZM210 212V213H211ZM229 212H231V210L229 211ZM238 212V211H237ZM76 213H77V210H76ZM143 213V212H142ZM188 213H190V212H188ZM187 213V216H186V218L184 217V216H182V218H184V219H182V221H183V223H181L182 225H183V228H181L180 230H181V239L184 237V238H186V239H188L186 236L187 235H190L191 236V232H193V228H192V230L188 227L189 225H190V221H188L189 220V218H188V220H187V217L188 216H190V217H192V215H193V217L192 218H196L195 216H194V214H196V212L195 213H193L192 212V214L191 215H189ZM199 215L201 214V213H199V212H197ZM226 213V212H225ZM228 213V212H227ZM249 213V212H248ZM205 214V215H206ZM230 214V213H229ZM236 214V213H235ZM244 214V213H243ZM251 213H249L248 215H250ZM74 215H77L80 219L79 220H81V218H83V217H85V209H84V207L82 206L79 210H78V214H75L74 213ZM138 215V214H137ZM209 216H206L207 217V219H208V221H210V220H213V219H215V216L212 214V215H210V214H208ZM218 215V214H217ZM217 215H216V217H217ZM242 215V214H241ZM241 215H240V217H241ZM73 216V215H72ZM236 216V215H235ZM243 216H246V214L245 215H243ZM242 216V217H243ZM75 217V216H74ZM137 217V216H136ZM199 217V216H198ZM222 217V216H221ZM228 217H230V215L228 216ZM200 219H201V215H200V217H199ZM204 218H205V216H204ZM227 218V217H226ZM231 218V217H230ZM221 219V218H220ZM233 219V218H232ZM83 220V219H82ZM219 220V219H218ZM216 221V219H215V223H216V225H214V224H212V225H214V229H213V232H215L216 233V231H217V229H218V223H220L219 221ZM223 220V219H222ZM225 220V219H224ZM197 221H199L198 219H197ZM196 221V222H197ZM239 221V220H238ZM109 222H111V221H109ZM200 222V221H199ZM203 222V221H202ZM205 222V221H204ZM230 222H231V220H230ZM78 223V222H77ZM193 223H194V221H193ZM213 223H214V221H213ZM222 223V222H221ZM225 223L226 222H224V226H225ZM241 222H239V224H240ZM195 224V223H194ZM198 224V223H197ZM235 224H236V222H235ZM242 224V223H241ZM106 225H107V223H106ZM192 226H193V224H191ZM206 225H208V223L206 224ZM205 225V226H206ZM222 225V224H221ZM232 225V224H231ZM234 225V224H233ZM238 225V224H237ZM223 226V229L224 228H226V227H228V226H225L224 227ZM194 227V226H193ZM196 227H198V225L197 226H195L194 227V229L196 230ZM201 227V226H200ZM213 227V226H212ZM239 227V226H238ZM131 228V227H130ZM190 230H189V229ZM199 228V227H198ZM198 228H197V230H198ZM203 228V227H202ZM239 228H241V227H239ZM127 229V228H126ZM125 229V230H126ZM204 229V228H203ZM222 229V228H221ZM234 229H235V226H234ZM237 229V228H236ZM252 229V228H251ZM250 229V231L247 233V232H243L242 234H239L238 235V238H239V243H240V249H242L243 251H244V249H246L247 248V246H249V243L251 242V240H254L255 238H253L254 236H252V234L255 232L254 230H251ZM264 229V228H263ZM196 230V233L197 232H199V231H197ZM212 230V229H211ZM82 231V230H81ZM202 231V230H201ZM204 231V230H203ZM227 231V230H226ZM124 232V231H123ZM125 232H129V231H125ZM127 233H126V235H127ZM221 233V232H220ZM233 233H235L234 231H233ZM180 234V233H179ZM178 234V235H179ZM198 234H200V232L198 233ZM198 234H197V236H198ZM204 234V233H203ZM193 235H195V237L197 238V236H196V234H193ZM208 235H209V232H208ZM211 235V234H210ZM209 235V236H210ZM213 235H216V234H213ZM212 235V236H213ZM218 235V234H217ZM225 235L227 236V232H225ZM124 236H125V234H124ZM200 236V235H199ZM203 236V235H202ZM208 236V237H209ZM224 236V235H223ZM233 236V235H232ZM180 237H178V238H180ZM192 237V236H191ZM190 237V239L192 240V238ZM207 237V236H206ZM206 237H202V239L203 238H206ZM214 238H215V236H213ZM128 238V237H127ZM178 238H177V241L179 242V240H178ZM183 238V239H184ZM196 238H195V240H196ZM213 238V239H214ZM180 239V240H181ZM183 239H182V241H183ZM198 239V238H197ZM207 239V238H206ZM212 239V240H213ZM185 240V239H184ZM208 241V240H207ZM206 240H205V242H207ZM209 241H211V238L209 239ZM223 241V240H222ZM235 241V240H234ZM194 242V241H193ZM198 242H199V240H198ZM181 243V242H180ZM183 243H185V247H187L186 246V242L184 241ZM187 243H189L188 241H187ZM202 243H203V241H202ZM209 243V242H208ZM207 243V244H208ZM211 243V242H210ZM199 244H201V242L199 243ZM199 244H196L195 243V245H199ZM204 244V243H203ZM233 244L235 245V243L233 242ZM176 245V244H175ZM194 245V246H195ZM189 246H191L192 247V245H191V243H190V245ZM203 246H206V245H203ZM261 247L259 248L260 250L259 251H261V252H259L260 253V255H259V257L258 258H256V260H253V261H251V262H247V261H242V258H243V255H242V252L240 251V249H238V250H236V251H234L235 249L233 248V247H231V249L233 248V255L231 256V257H229L230 258V262H229V264H264V243H263V245H260ZM181 247V246H180ZM227 247H230V246H228V244H227ZM227 247H225V248H227ZM192 248H194V247H192ZM252 248V247H251ZM250 248V249H251ZM186 249V248H185ZM184 249V250H185ZM189 249H190V247H189ZM188 248H187V250H189ZM230 249V248H229ZM231 249L229 250V251H231ZM248 249V248H247ZM258 249V248H257ZM169 250H170V248H169ZM169 250H168V254L170 255V254H173V251H172V253H170L169 252ZM171 250H173V247H172V249ZM170 250V251H171ZM255 250V249H254ZM214 251V250H213ZM249 252V251H248ZM258 252V251H257ZM167 253V252H166ZM165 253V254H166ZM177 253V252H176ZM185 253V252H184ZM167 254V255H168ZM189 254V253H188ZM190 254H193V253H190ZM245 254V253H244ZM250 254V253H249ZM212 255V254H211ZM250 255H252V253L250 254ZM191 255H189V257H190ZM169 257V256H168ZM176 257H178V256H175L174 258H176ZM228 256H226V258H227ZM244 257H246L245 255H244ZM170 258V260H171V256L169 257ZM169 258L167 259V257L166 258H164V260H162V261H164L165 263L164 264H166V262H168V260H169ZM224 258V257H223ZM248 258V257H247ZM163 259V258H162ZM165 259H167V260H165ZM133 260V259H132ZM132 260L130 261V262H128V263H130V264H132L133 262H132ZM176 260V259H175ZM173 261V260H171L172 262H176V261ZM178 260H180L179 259V257H178ZM178 260H177V262H176V264L178 263ZM224 260H226V259H223V261ZM161 261V260H160ZM132 262V263H131ZM158 262V261H157ZM161 263V262H160ZM163 263V262H162ZM168 263H170V262H168ZM157 264V263H156ZM173 264V263H172ZM219 264H220V262H219ZM222 264V263H221ZM226 264H228L227 262H226Z\"/></svg>",
	"mask_w": 264,
	"mask_h": 264
}]
</instances>
